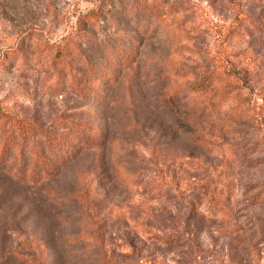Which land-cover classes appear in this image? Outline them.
<instances>
[{"label":"rangeland","instance_id":"rangeland-1","mask_svg":"<svg viewBox=\"0 0 264 264\" xmlns=\"http://www.w3.org/2000/svg\"><path fill=\"white\" fill-rule=\"evenodd\" d=\"M136 1L158 7L166 25L149 18V34L141 32L146 15L128 1L0 0L2 111L60 139L99 133L96 146L76 147L57 175L36 182L13 172L19 155L7 152L0 264H264V120L233 116L226 133L212 134L214 146L200 147L183 137L182 119L195 101L190 84L214 68V26L231 23L234 2L264 15V0ZM96 9L95 24L80 26L79 16ZM118 45L136 50L126 68L106 61ZM62 48L68 66L58 67ZM229 49L251 101L264 85V29L232 39ZM93 67L118 77L89 92ZM175 91L177 112L167 104ZM239 99L216 117L230 119Z\"/></svg>","mask_w":264,"mask_h":264},{"label":"trees","instance_id":"trees-1","mask_svg":"<svg viewBox=\"0 0 264 264\" xmlns=\"http://www.w3.org/2000/svg\"><path fill=\"white\" fill-rule=\"evenodd\" d=\"M124 1L127 4L135 7L136 13L146 15L144 26L139 27L140 31L146 34L153 18V24L160 26L166 25L165 16L159 12L158 7L145 6L144 3H139L136 0H108V4L121 7ZM234 9V16L228 25H215L214 30L218 39L217 54L212 56L214 68L201 75L199 81H194L190 84V91L195 101L193 105L185 110L183 120H188L187 128L183 131V137L189 139L200 147L214 146L212 134L220 137L226 133L234 123L235 119L248 115L249 119L256 124H260L264 120V85L254 94V98L250 101L245 93V81L243 69L239 68L237 63V52L229 49V43L232 39L243 37L248 34L249 30H263L264 29V15H253L246 12L238 3H232ZM124 10V8H123ZM114 10L112 8L107 10V15L110 18L113 16ZM100 9L91 10L89 13L80 15L78 18L79 25L83 26L85 23L95 24ZM154 34V31L151 32ZM123 35H119L121 39ZM136 44L139 40L130 38ZM65 47V46H64ZM69 48H62L56 50L54 59L59 62L58 67L68 66L64 63V58L69 56ZM8 54L15 56L20 52H15L13 49L7 50ZM137 53L134 48H122L120 45L106 56L107 62H112L111 67L126 68L130 66ZM5 57L0 58V66L5 63ZM101 72H103L101 74ZM90 75L89 84L86 90L101 92L102 82L114 83L118 77V71L104 72V70L97 71L94 67L88 70ZM176 91L174 97L167 99V104L177 112L174 102L176 99ZM237 97L239 99L236 106L230 109L232 116L226 119H220L217 116L218 112L225 107L226 101L229 98ZM166 102V101H165ZM0 107V122L6 124V127L0 130V162H6V154L9 150H13L14 155L19 159L20 166L16 171H13L21 180H28L36 182L41 178H51L57 175L59 166L70 159L75 151V148H89L98 144V132L91 131L85 136L70 137L65 139L56 138L47 130L40 129L34 126L30 120L26 118H17L10 115L8 112ZM41 134V138H37L36 142L28 145V137L30 133ZM38 133V134H39ZM86 138V139H84ZM24 154L30 157V160L25 163L22 157ZM230 193H227V197ZM264 200V192L261 197ZM210 202L223 204L224 208L228 205L221 200L211 198ZM227 206V207H225ZM102 264H115L111 260H105Z\"/></svg>","mask_w":264,"mask_h":264}]
</instances>
